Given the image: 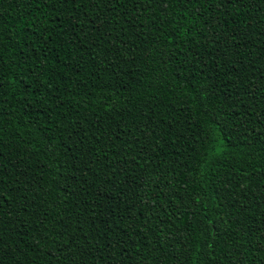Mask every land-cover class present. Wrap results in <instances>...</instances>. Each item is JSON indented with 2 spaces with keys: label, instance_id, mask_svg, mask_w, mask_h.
<instances>
[{
  "label": "trees",
  "instance_id": "16d2710c",
  "mask_svg": "<svg viewBox=\"0 0 264 264\" xmlns=\"http://www.w3.org/2000/svg\"><path fill=\"white\" fill-rule=\"evenodd\" d=\"M0 264H264V0H0Z\"/></svg>",
  "mask_w": 264,
  "mask_h": 264
}]
</instances>
